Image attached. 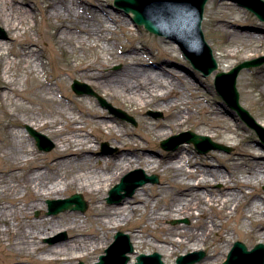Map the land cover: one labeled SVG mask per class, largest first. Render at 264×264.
Returning <instances> with one entry per match:
<instances>
[{
	"label": "bare ground",
	"instance_id": "6f19581e",
	"mask_svg": "<svg viewBox=\"0 0 264 264\" xmlns=\"http://www.w3.org/2000/svg\"><path fill=\"white\" fill-rule=\"evenodd\" d=\"M18 2V0H0V21L5 25L6 32L9 34L13 32L20 34L19 32L21 31L27 32L31 26L29 21L31 13L23 5L25 0H22L20 3ZM75 7L81 8L82 6L75 5L72 0H49V4L47 5V18L51 23L52 21L55 22L56 27L54 41L61 47L65 44L74 46L76 43H82L85 40L84 37H87V40L92 38L99 39L101 37H99L101 31L90 26L89 23L87 24L85 20L87 18V11L92 13L91 19H100V10L87 7V9H84L85 15L81 14ZM112 17L115 23L120 24L122 22L120 16ZM19 37L18 35L13 38ZM246 40L251 45L258 42V37L253 34H248L246 35ZM22 52V54L16 56L17 60H23L22 65L20 63L21 67L18 66V73H23L24 70H28L29 73L45 74L43 59L31 44ZM214 58L218 63L215 54ZM259 58L261 57L249 61H254ZM130 59L132 62L126 63L124 69L118 73L110 72L107 69L109 64L96 66L95 64L84 63L79 68L80 70H87L85 75L88 74L90 78L94 79L104 90L105 94L110 95L114 100L120 101L124 107L132 109L131 112L141 114L150 108L166 112V118L162 120L145 118L144 133L134 131L126 132L120 126H115L114 118L110 117L101 108L87 106L82 100H79L78 104L84 113H88L94 118L93 123L95 128L102 138L106 136V138L115 140L121 143L123 148H126L130 141H132L142 151L143 143L141 140H146L147 142H149L148 140L152 141L151 136L156 137L155 139L158 140L159 138L174 134V131H181L195 117L197 111L194 110V107L196 105L202 106L204 103H209V101L202 96L191 95V98H188L179 95L177 91L178 84H183L188 87L193 86L191 81H188V78L186 79L179 75V73L170 70L166 71L164 68L159 70L153 69L152 67L139 68L135 65L142 60L136 56H132ZM9 60L10 54L5 53V42L0 39V69L2 70L0 73V86L2 88V94L18 93V97H22L20 95L21 92L14 84L15 81L23 82L20 77H15L14 74V70L17 69L16 66L18 64L17 62L14 63ZM189 62L194 68L191 61ZM194 69L199 71L196 68ZM244 70H249V68H244L242 71ZM217 74V71H215L211 75H214L215 90L222 98L215 83ZM40 89L45 90L47 94L55 95L53 85L48 79H46V87L42 86ZM193 93L197 94L195 91ZM223 100L225 101V99ZM226 104L221 110L218 109L221 112L210 113L208 111L206 115L207 118L210 116L214 120L211 123H214L215 128H223L226 132L234 134L233 127L226 125L223 121L226 120L224 116L230 114L237 115L238 111L234 107H231L227 101ZM58 105L62 108V114L65 115L63 123L37 115L36 112L31 110H23V117L18 120H15L13 115L6 114L13 121L9 123L11 136L9 138L4 136L6 139L2 142L6 146V155L3 157V160L11 165H7V168L2 171L0 197L2 196V198L11 201L17 198L24 200L21 204L18 203L19 206H12L11 204L9 206L7 205L9 203L2 204V207H0V222H8L10 217L18 218L20 216L27 220L26 222L18 221L17 224L7 225L6 231L0 230V244H6L11 252L14 251L18 256L26 258L37 257L38 260L32 259L31 263L34 264H72L76 260L90 257L92 253L89 244L93 240H99L98 231L93 227H88V222H96L101 227L100 230L107 232L115 228L128 226L131 222L136 221L137 217H140L138 220H145V223L151 222L153 225H157L153 228V234L158 243V245H155V248L165 257L166 262H168V258L175 255L176 249H183L184 253H188L190 250L200 252L211 249L207 258L200 264H216L220 261L221 257L225 256V252L222 250L223 246L221 247L219 244L227 245L225 248L226 252L229 249V242L232 239L231 229L228 226H224L223 223L218 224L215 219L207 217V213L204 211V205L216 210L218 215L222 216V220H224L233 218L234 213L242 209V204H245L248 209L247 219L250 221L254 219L253 223L256 225L257 233L264 240V222L262 223V219H260V216L264 214V208L257 202H254V199H251L250 204H247L248 200L252 197V193H246L244 191L247 183L243 179L232 174L227 175L219 169H204L202 166L195 165L190 155L187 154L185 156L182 152H165L160 157L153 155L147 156L143 153V156H141L134 152H121L114 159H97L92 154L93 151H97V146L85 136V131L82 130V126H79L80 122H82L81 119L76 116H68L65 112L70 109L63 102H58ZM21 108L25 109V107ZM48 109L56 113L51 105ZM18 123H28L36 129L48 130L50 134L56 137L57 141L54 142L56 147L53 153L54 157L49 163V167H44L43 163H38L39 159L34 150H26L29 146L34 149L35 143L32 141H28V143L23 142L26 139L24 140L21 131L18 129ZM260 125L264 127V124L261 123ZM198 132L200 134H206L205 129H198ZM257 136L264 144V136L258 133ZM22 143L24 144V150L21 149ZM243 147L238 153V156L250 164L253 162L258 164L257 168L249 166L244 169L243 173L248 174V177L259 180L258 182L264 181V160L257 159V156L253 152H250L247 144ZM16 150H22L21 153L23 154L20 155ZM95 164H101L103 167L102 171L98 172L94 169ZM141 166L146 167L147 172L167 174L164 180L166 186L161 187L160 191L166 192L167 187H169V196L166 199L161 198L159 201L157 191L151 195L152 198L157 199L154 204L148 198L146 199L144 196H140L126 203L124 206L107 208L103 203V200L106 199L105 193L126 172L135 167L142 168ZM61 169L66 170L67 173L59 175L58 173ZM49 171H54V174H56L53 179H50L48 176ZM137 171L142 170L132 171L131 173H136ZM135 175L136 177L133 179L137 178V174ZM146 175L149 177H157L159 182L158 176ZM19 178H21L19 181H9V179ZM217 183L223 184L220 190L214 189ZM141 187H138L135 192ZM70 188H76L91 196L93 202L91 219L88 221L83 220L78 217L76 212L71 213L72 215L67 214L61 220L44 218L41 221H34L31 219L30 216L34 211L45 207L44 201L46 199L57 198L59 200ZM125 198L127 197L119 198L118 201ZM160 202H165V205H161ZM182 217H195L197 221L194 226L188 228L183 225L175 228L164 225V222L171 218ZM201 218L208 220L205 219L204 221ZM62 228H65L71 234V239L68 242L51 247L43 243V240L53 237ZM138 228L141 229L140 227H133L131 231ZM4 234L9 235L7 243L2 238ZM142 234V230L139 233H130L131 241L134 243L136 250L137 245L140 247L145 243ZM213 236L218 241H215ZM57 239L59 238L52 241L54 242ZM135 261L136 257L134 254L131 257L130 264H135Z\"/></svg>",
	"mask_w": 264,
	"mask_h": 264
},
{
	"label": "rangeland",
	"instance_id": "374dc122",
	"mask_svg": "<svg viewBox=\"0 0 264 264\" xmlns=\"http://www.w3.org/2000/svg\"><path fill=\"white\" fill-rule=\"evenodd\" d=\"M18 1V3H20L22 0ZM72 1L75 5L82 6L81 8L75 7V9L77 8L81 14H85L84 9H87V7L100 10V19H91L92 13L90 11L86 10L91 15L88 13H86L87 15L85 14L87 16L85 19L86 23H89L90 26L101 31L99 35V37H101L99 39L92 38L87 40V37H84V42L78 44L76 43L74 46L65 44L62 46V48L61 46L57 45V43L54 41V36H56L55 22L52 21L51 23V21L48 20V15L46 13L49 0H25L23 5L31 13V18L29 20L31 26L27 32L21 31L19 32L20 34H16V32L9 34L6 32L5 25L2 23V21H0V32L2 31L4 33V35H0V39L5 42V53L10 54L9 61H13L14 63L17 62L18 65L16 66L17 69L14 70V74L15 77H20L23 80L22 83H20V81H15L14 83L17 86V89L21 92L20 95L22 97H18V93H8L3 95L2 88L0 86V182H2V171L7 168V165H11L7 161L3 160V157L6 155V146L2 142L6 139L4 136L8 138L11 136L9 123L10 121H13V119H9L6 114H11L15 120H18L22 119L24 111L31 110L36 112L37 115L49 118L52 121H59L63 123L65 115L62 114V108L58 105V102H63L66 107L70 109L65 112L68 116H76L77 118L81 119L82 122H80L79 126H82V130L85 131V136H87L90 141H92V143L97 146V151H93L92 153L94 154V157H97V159H114V157H116L121 152H134L141 156H143V153L147 156L153 155L156 157H160L161 154H164L165 152H182L185 156H187V154L190 155L195 165H199L200 167L202 166L204 169H219L227 175L232 174L246 181L247 187L244 189V191L246 193H252V197L248 200L247 204H250L251 199H254V202H257L264 208V181L258 182L259 180L248 177V174L243 173L244 169L248 168L249 166L257 168L258 164L254 162V164H250L238 156L240 150L244 148L243 146L245 144H247L248 149L257 156V159L264 160V144L259 140L256 132L251 129L238 116V114L224 116L226 117V120L223 122L226 125H231L233 127L235 131L234 134L226 132V130L223 128H215L214 123H211L214 120H212L210 116L207 118L206 112L209 111L210 113H218V111L224 108L226 104V102L215 90L214 75L204 77L201 72L195 70L191 66L190 62L186 59L177 44L166 39L165 37H160L149 33L142 26H136L133 24L130 19V15L126 14L124 9L114 6V0ZM112 16H120L122 22H120V24L115 23L112 19ZM203 29L206 39L213 48L214 54L218 60L219 71L228 72L235 66L245 61L264 56V22L260 21L253 13L239 7L235 3L219 0L209 1L205 9ZM248 34H253L258 37V42L251 45L248 44V41L246 40V35ZM18 35L20 36L19 38H13ZM29 44H31V46L42 57L45 74L29 73L28 70H24L23 73H18V66H20V63L22 65L23 60H17L16 56L22 54V51L27 48ZM132 56L139 57V59L142 60V63L140 62L135 65L139 68L152 67L156 70L164 68L166 71H174L186 79L188 78V81H191L193 86L188 87L183 84H178L177 91L179 95H183L188 98H191V95L202 96L207 101H209V103H204L202 106L196 105L194 107V110L197 111L195 117L185 127H183L181 131H174V134H171L168 137L159 138L158 140H156V137L153 136H151L152 141L148 140L149 142H147L146 140H141L143 143L142 151L138 149L136 147L137 144L132 141H130L126 148H123L121 143H118L115 140L106 138V136L102 138L100 133L95 128L93 123L94 118L90 114L84 113L78 104L79 100H82L87 106H97L101 108L103 111L107 112L110 117L114 118L115 126H120V128L126 132L134 131L144 133L145 118L153 120H162L166 118V112L150 108L146 109L141 114L131 112L132 109L124 107L120 101L114 100L110 95L105 94L104 90L94 79L90 78L88 74L85 75L87 70L84 71L80 70L79 68L80 65L84 63H91L95 64L96 66L109 64L107 69H109L112 73H118L124 69L126 63L132 62L130 59ZM1 71L2 70L0 69V73ZM46 79L51 81L53 89L55 90V95L49 93L47 94L45 90L40 89L42 86L46 87ZM75 80L87 84L107 103L133 117L136 125L115 115L110 111V109L103 106L97 97L91 95H78L72 88L73 82ZM237 88L240 93L242 107L248 110L250 115L258 123L264 124V64L259 67L242 71L238 78ZM193 91L197 92V94H194ZM47 100H50L51 103ZM50 105L56 113H53L48 109ZM21 107H25V109H22ZM17 125L18 129L21 131L22 137L24 140H27L23 142L28 143V141H32L35 143L34 149L29 146L26 148V150H34L37 153V158L39 159L38 163H43L44 167H49V163L54 157L53 153L56 148L54 142L57 141L56 137L53 134H50L48 130L36 129L28 123H18ZM29 129L35 130L36 132L45 135L54 144V148L50 151H41L38 147L37 141L32 136ZM198 129H205L206 134H200ZM188 131H192L202 136H209L214 142L228 146L232 149V151L230 153L222 151H210L207 154H200L195 149L194 145L189 143L179 145L176 149H173V147H171L169 150L162 148V141L167 140L175 135H181V133ZM106 133H108V131H106ZM105 143L108 144L110 148L109 150H112L111 152L107 150L104 151L102 147ZM172 146H175V144ZM23 147L24 144L22 143V150H24ZM22 150L16 151L22 155ZM141 167L142 168L135 167L126 172L119 181L111 186L109 191L116 184L120 183L127 174L136 170H142L150 176H158L159 182L157 184L148 183L139 188L132 197H127L120 201L117 200V202L113 203H109L107 201L109 194L108 191L105 193L106 199L103 200V203L107 208L124 206L126 203L133 201L140 196H144L146 199L148 198L154 204L157 199L152 198L151 195L157 191V198L159 201L161 198L166 199L169 196V187H167L166 192L160 191L161 187L166 186L164 180L167 174H163L161 172H147L146 167ZM94 169L100 172L102 171L103 167L101 164H95ZM65 173H67V171L61 169L58 174L63 175ZM48 176L50 179H53L56 174H54V171H49ZM20 179L21 178L9 179V181H19ZM222 187V183H217L214 186V189L220 190ZM11 194H13V192H11ZM75 194H81L87 202L88 210L85 213H81L79 211H66L50 216L48 215L47 203L51 200H57V198H52L46 199L44 201L45 207L43 209L34 211V213L30 216L31 219L34 221H41L44 218L61 220V218L64 219L67 214L76 212L78 217L88 221L91 219V210L93 208V202L90 195L81 192L76 188H70L59 199H66ZM23 200L24 199L17 198L16 200L11 201L9 199L2 198L1 196L0 207H2V204L5 203H9L7 204L9 206L10 204L12 206H19L18 203L21 204ZM160 204L165 205V202H160ZM204 206V211L207 213V217H211L212 219H215L218 224L223 223L224 226H228L231 229L232 239L229 242V249L226 252L225 248L227 245L219 244L221 247L223 246L222 250L225 252V256L221 257L220 261H218L216 264H222L226 261L228 254L236 242L244 243L249 250H252L258 244H264V240L262 239L261 235L257 233L256 225L253 223L254 219L251 221L247 219L248 209L245 204H242V209L234 213L233 218L231 217L224 220H222L223 217L218 215L216 210L211 209L206 205ZM139 218L140 217H137V220L131 222L128 226H122L107 232L100 230L101 227L96 222H88V227H93L98 231L99 240H93V242L89 244L92 253L90 257L76 260L72 264H80L81 262L84 264L97 263L99 258L104 255L105 251L114 243L115 236L118 232L127 234L130 237V233L133 234V232L139 233V231H143L142 236L145 243L140 247L137 245V250L134 248V253L131 254L130 257L135 254L137 260L141 254H160L155 248V245H158V243L155 239V235L153 234V228L157 225H153L151 222L145 223V220H138ZM201 219L205 221L206 218ZM260 219H262L261 221L263 223L264 214L260 216ZM18 221L26 222L27 220L21 216L18 218L10 217L8 222H0V230L6 231L7 225H12L15 223L17 224ZM196 221L197 218L195 217L171 218L164 222V225L169 226L170 228L183 225L188 228L194 226ZM133 227H140L141 229L138 228L134 231H131ZM63 234L66 235L65 238L62 237ZM2 236L4 242L7 243L9 235L4 234ZM90 237L93 238L92 236ZM56 238L59 239L54 242L50 241L55 240ZM70 239L71 234L65 230V228H62L60 232L55 234L53 237L43 240V243L51 247L60 243L68 242ZM213 239L218 241L215 236H213ZM132 245L134 246L133 242ZM210 251L211 249L200 251L205 254V257L196 264L202 263L207 258ZM193 252L194 251L190 250L188 253H184L183 249H176L175 255L171 258H168V262L165 261V257L162 254L160 255L162 256V261L165 264H176V260L179 256L187 255ZM32 259L38 260L37 257L26 258L18 256L14 251L11 252L6 244H0V264H34L31 263Z\"/></svg>",
	"mask_w": 264,
	"mask_h": 264
},
{
	"label": "water",
	"instance_id": "95a60500",
	"mask_svg": "<svg viewBox=\"0 0 264 264\" xmlns=\"http://www.w3.org/2000/svg\"><path fill=\"white\" fill-rule=\"evenodd\" d=\"M209 1L210 0H114V5L123 8L127 14L132 13L134 15L132 21L137 26H145L149 32L158 36H165L178 44L186 59L191 61L194 68L201 71L203 75L207 77L218 70V63L214 58L211 46L205 39L202 28L205 7ZM219 1H232L238 4V6L251 11L260 21L264 22V0ZM0 33L4 35L2 31ZM262 64H264V57L254 61L243 62L229 72L218 73L215 83L222 98L238 111L239 116L249 127L254 129L261 136H264V127L241 106L239 101L240 95L237 88L239 74L244 68L250 69ZM72 88L78 95L87 94L97 97L102 105L110 109L111 112L136 125L132 117L107 103L87 84L75 80ZM29 131L35 137L41 151H50L54 148V144L45 135L32 129H29ZM172 142L175 144L173 148H176L179 144L184 142L193 143L201 154H206L211 150L225 151L228 153L232 151L230 147L214 142L209 136H200L193 132H186L180 136L171 137L163 141L161 145L164 149L169 150L172 147ZM104 147L107 148L108 145L104 144ZM135 174H137V178L133 179L136 177ZM157 182V177H149L144 171L131 173L110 191L107 200L109 203H113L119 200V198L131 197L138 187L147 183ZM87 208L88 206L83 196L80 194H76L68 199L48 201V215L50 216L66 211H80L84 213ZM63 237H66L65 234ZM115 239L116 241L106 250V255H102L100 257V262L96 264H128L130 262L131 258L129 254L134 253V247L130 237L124 233H118ZM204 257V253L194 252L187 256H180L177 259V264H195L200 262ZM80 264L84 263L81 262ZM136 264L165 263L162 261V256L160 254L154 253L153 255H140L137 258ZM223 264H264V245L259 244L252 251H249L244 243L237 242L228 255L227 261Z\"/></svg>",
	"mask_w": 264,
	"mask_h": 264
}]
</instances>
